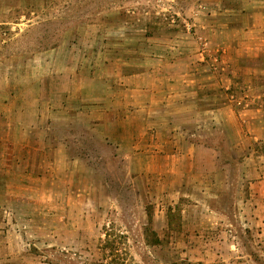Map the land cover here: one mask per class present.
Instances as JSON below:
<instances>
[{
  "label": "crops",
  "instance_id": "1",
  "mask_svg": "<svg viewBox=\"0 0 264 264\" xmlns=\"http://www.w3.org/2000/svg\"><path fill=\"white\" fill-rule=\"evenodd\" d=\"M166 1L178 28L148 42L162 54L104 56V96L81 95L84 124L103 128L102 157L123 159L139 197L150 184L181 259L264 264V0ZM36 59L42 74L51 59ZM15 69L0 88V226L21 237L28 210L72 218L92 159L46 130L78 108L47 99L43 78L35 95L16 87Z\"/></svg>",
  "mask_w": 264,
  "mask_h": 264
},
{
  "label": "rangeland",
  "instance_id": "2",
  "mask_svg": "<svg viewBox=\"0 0 264 264\" xmlns=\"http://www.w3.org/2000/svg\"><path fill=\"white\" fill-rule=\"evenodd\" d=\"M172 14L166 0H0V88L14 78L13 67L16 87L27 85L33 95L43 78L47 99L78 108L55 115V125L46 130L70 138L71 149L92 159L88 178L76 179L79 191L71 193L80 203L67 208L72 218L28 210L21 237L0 226V264H188L174 252L175 240L161 231L164 218L155 215L150 184L144 183L139 197L122 174L123 159L104 160V130L87 127L86 111L79 108L82 94L89 100L104 96V56L162 54L148 42L178 28ZM39 55L51 59L42 74L35 69Z\"/></svg>",
  "mask_w": 264,
  "mask_h": 264
}]
</instances>
